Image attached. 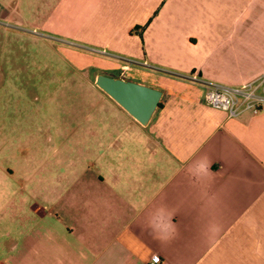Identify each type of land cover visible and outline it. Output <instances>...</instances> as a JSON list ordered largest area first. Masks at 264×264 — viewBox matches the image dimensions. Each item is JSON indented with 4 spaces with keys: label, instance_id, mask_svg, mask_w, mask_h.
I'll list each match as a JSON object with an SVG mask.
<instances>
[{
    "label": "crops",
    "instance_id": "obj_1",
    "mask_svg": "<svg viewBox=\"0 0 264 264\" xmlns=\"http://www.w3.org/2000/svg\"><path fill=\"white\" fill-rule=\"evenodd\" d=\"M0 24L163 91L145 126L113 100L120 117L78 147L58 130L19 155L0 264H264V110L212 107L203 83L264 74V0H0Z\"/></svg>",
    "mask_w": 264,
    "mask_h": 264
},
{
    "label": "rangeland",
    "instance_id": "obj_2",
    "mask_svg": "<svg viewBox=\"0 0 264 264\" xmlns=\"http://www.w3.org/2000/svg\"><path fill=\"white\" fill-rule=\"evenodd\" d=\"M107 61L115 60L0 24V198L18 186L19 155L50 148L53 131L59 130L61 149L72 150L84 131L98 132L114 120L110 116L120 117L113 99L95 84L98 73L115 75L103 70ZM91 143L100 146L93 138Z\"/></svg>",
    "mask_w": 264,
    "mask_h": 264
},
{
    "label": "water",
    "instance_id": "obj_3",
    "mask_svg": "<svg viewBox=\"0 0 264 264\" xmlns=\"http://www.w3.org/2000/svg\"><path fill=\"white\" fill-rule=\"evenodd\" d=\"M95 84L143 126L160 106L163 91L157 87L104 73L96 75Z\"/></svg>",
    "mask_w": 264,
    "mask_h": 264
},
{
    "label": "built area",
    "instance_id": "obj_4",
    "mask_svg": "<svg viewBox=\"0 0 264 264\" xmlns=\"http://www.w3.org/2000/svg\"><path fill=\"white\" fill-rule=\"evenodd\" d=\"M193 80H199L195 75ZM205 86L204 101L208 105L226 110L234 115L242 110L257 113L264 110V74L240 86H229L214 81L203 82ZM161 258L152 254L149 264H159Z\"/></svg>",
    "mask_w": 264,
    "mask_h": 264
}]
</instances>
